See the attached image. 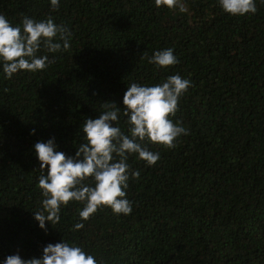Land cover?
<instances>
[{
    "label": "trees",
    "instance_id": "obj_1",
    "mask_svg": "<svg viewBox=\"0 0 264 264\" xmlns=\"http://www.w3.org/2000/svg\"><path fill=\"white\" fill-rule=\"evenodd\" d=\"M186 7L61 0L53 11L48 0H0L14 24L52 16L72 33L67 51L38 53L52 61L43 71L11 79L0 72V260L39 256L64 235L102 264H264V3L244 16L221 11L217 0ZM168 47L179 63H148ZM176 73L191 81L173 117L188 134L171 149L150 145L160 152L153 166L129 158L140 173L127 189L132 213L105 207L73 231L81 205L70 203L46 234L33 218L40 170L32 145L55 137L72 155L84 119L103 103L120 104L127 83Z\"/></svg>",
    "mask_w": 264,
    "mask_h": 264
},
{
    "label": "clouds",
    "instance_id": "obj_2",
    "mask_svg": "<svg viewBox=\"0 0 264 264\" xmlns=\"http://www.w3.org/2000/svg\"><path fill=\"white\" fill-rule=\"evenodd\" d=\"M221 11L232 16L254 14L257 0H217ZM264 3V0H259ZM50 8L59 9L61 0H48ZM157 8L188 11L186 0H154ZM71 30L58 24L52 16L35 19L22 16L13 23L0 14V72L11 79L20 72L37 73L51 63L47 53H58L70 48ZM149 64L167 70L179 63L172 47L155 50L147 57ZM122 102L101 105L99 115L87 116L80 125L81 140L72 155L59 150L55 137L37 140L32 148L39 163L37 187L39 206L33 211L38 227L47 234L48 227L61 221L62 209L70 203L78 208L79 221L73 231L84 227L99 209L109 208L114 215H129L133 202L127 197L129 180L139 177L128 160H142L145 167L155 165L160 152L150 149L158 145L174 148L188 129L173 117L179 109L181 97L191 87V81L179 73L168 75L156 84L127 83ZM123 120V128L121 127ZM35 128L30 132L35 134ZM56 228V227H53ZM0 264H102L101 258L84 245L68 242L63 237L42 247L39 256L24 258L19 252L7 255Z\"/></svg>",
    "mask_w": 264,
    "mask_h": 264
}]
</instances>
